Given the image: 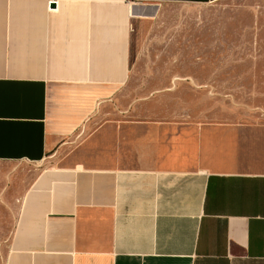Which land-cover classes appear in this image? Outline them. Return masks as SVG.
I'll return each instance as SVG.
<instances>
[{"label":"crops","instance_id":"1","mask_svg":"<svg viewBox=\"0 0 264 264\" xmlns=\"http://www.w3.org/2000/svg\"><path fill=\"white\" fill-rule=\"evenodd\" d=\"M135 1L219 0H0V162H45L128 81ZM108 112L101 161L22 195L2 264H264L263 120Z\"/></svg>","mask_w":264,"mask_h":264},{"label":"rangeland","instance_id":"2","mask_svg":"<svg viewBox=\"0 0 264 264\" xmlns=\"http://www.w3.org/2000/svg\"><path fill=\"white\" fill-rule=\"evenodd\" d=\"M133 6L128 81L98 101L45 162H0V264L3 239L39 171L76 156L101 161L102 135L93 132L108 111L118 112L115 119L264 121V0Z\"/></svg>","mask_w":264,"mask_h":264}]
</instances>
